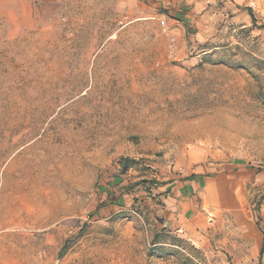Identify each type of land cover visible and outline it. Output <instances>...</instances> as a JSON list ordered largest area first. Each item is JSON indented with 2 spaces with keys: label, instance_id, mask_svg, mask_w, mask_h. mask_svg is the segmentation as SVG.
I'll return each mask as SVG.
<instances>
[{
  "label": "rangeland",
  "instance_id": "374dc122",
  "mask_svg": "<svg viewBox=\"0 0 264 264\" xmlns=\"http://www.w3.org/2000/svg\"><path fill=\"white\" fill-rule=\"evenodd\" d=\"M0 54V264H264V0H0Z\"/></svg>",
  "mask_w": 264,
  "mask_h": 264
},
{
  "label": "crops",
  "instance_id": "0c3cea01",
  "mask_svg": "<svg viewBox=\"0 0 264 264\" xmlns=\"http://www.w3.org/2000/svg\"><path fill=\"white\" fill-rule=\"evenodd\" d=\"M204 169L198 168L193 174H191L190 178L187 180H183L182 182H177L173 184L172 196L168 198L166 203L169 206V210H174L176 212V217L173 219H169L172 223L177 222L178 219L182 221L185 218H188V214L193 215L195 217H199L200 213L196 206V200L198 197H201V193L199 192L201 189L206 187V179L203 177ZM211 198L213 202H216L217 199V191L215 187H209ZM224 193V201L225 203H232L233 206L236 205L233 196L230 194L229 190H227L226 186L223 188ZM177 198V199H176Z\"/></svg>",
  "mask_w": 264,
  "mask_h": 264
},
{
  "label": "trees",
  "instance_id": "16d2710c",
  "mask_svg": "<svg viewBox=\"0 0 264 264\" xmlns=\"http://www.w3.org/2000/svg\"><path fill=\"white\" fill-rule=\"evenodd\" d=\"M247 11L251 16L253 22H255L252 9L248 8ZM252 60L259 63L257 59L252 58ZM233 66L237 68H245L249 70V68L245 66L242 60L235 61ZM12 71L13 70L11 68V65L9 64L8 59L4 58L3 54H0V96H1V92H3L4 94L3 93L2 94L4 95V99L7 100V102L11 101V97H12V91H11L12 84L9 83H11L12 79L16 77L14 76L15 74ZM133 163L134 162L132 160H128V159L123 160L121 164L122 170L127 171L129 166ZM65 251H66V246L62 249L61 253H64ZM263 252H264V240H263L262 253Z\"/></svg>",
  "mask_w": 264,
  "mask_h": 264
}]
</instances>
